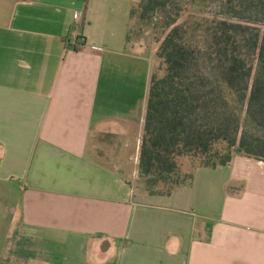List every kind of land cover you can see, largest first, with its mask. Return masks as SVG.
<instances>
[{"label": "crops", "instance_id": "crops-1", "mask_svg": "<svg viewBox=\"0 0 264 264\" xmlns=\"http://www.w3.org/2000/svg\"><path fill=\"white\" fill-rule=\"evenodd\" d=\"M4 1L0 200L17 194L5 212L25 243L48 264H264L263 162L197 168L168 196L138 174L152 68L129 40L138 0Z\"/></svg>", "mask_w": 264, "mask_h": 264}, {"label": "trees", "instance_id": "trees-1", "mask_svg": "<svg viewBox=\"0 0 264 264\" xmlns=\"http://www.w3.org/2000/svg\"><path fill=\"white\" fill-rule=\"evenodd\" d=\"M156 11L164 15V32L149 77L138 174L153 179L152 193L160 183H172L157 193L168 196L191 185L195 169L228 167L236 154L264 163V138L242 129L226 95L264 130V0H225L223 18L207 28L205 49L187 43L175 0H142L137 13L145 20ZM135 13L133 7L131 19ZM182 157L198 163L183 177Z\"/></svg>", "mask_w": 264, "mask_h": 264}, {"label": "rangeland", "instance_id": "rangeland-1", "mask_svg": "<svg viewBox=\"0 0 264 264\" xmlns=\"http://www.w3.org/2000/svg\"><path fill=\"white\" fill-rule=\"evenodd\" d=\"M142 0H138L135 8L136 13L132 18L130 25L129 40L132 42L138 41L136 48L138 52L144 54H151L152 61L154 59V51L158 47L156 41L163 35V22L164 15L160 11L150 13L147 19H139L137 13L138 7ZM181 8L177 18V24L181 25L186 30V41L191 46H197L205 49L209 42L207 28L212 25L214 21L223 18L221 15V6L225 0H175ZM6 5V1L0 0V9ZM174 12L171 11L170 15L173 16ZM129 33V30H128ZM155 61V60H154ZM226 95L233 108L237 109L241 118V126L247 133L264 138V130L256 127L250 119L245 115L240 108L234 104L232 96L226 91ZM237 155V154H236ZM198 165L197 162L188 157L178 159V175L183 177L188 175L194 166ZM195 170L192 174H194ZM173 186L172 183H160L154 190L156 193H164ZM188 186V185H186ZM190 186V185H189ZM11 191L8 198L0 200V264H48L45 258L46 249L32 248L27 241L26 235L20 228L19 216L8 215L5 212L7 202L15 204L17 194ZM233 192V191H230ZM264 204V202H257ZM25 239V241H24ZM30 242H32L30 240ZM36 256L34 257L33 255Z\"/></svg>", "mask_w": 264, "mask_h": 264}, {"label": "built area", "instance_id": "built-area-1", "mask_svg": "<svg viewBox=\"0 0 264 264\" xmlns=\"http://www.w3.org/2000/svg\"><path fill=\"white\" fill-rule=\"evenodd\" d=\"M76 17V19H77V16H75Z\"/></svg>", "mask_w": 264, "mask_h": 264}]
</instances>
